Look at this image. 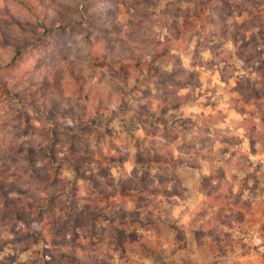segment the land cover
I'll use <instances>...</instances> for the list:
<instances>
[{
    "label": "rangeland",
    "instance_id": "374dc122",
    "mask_svg": "<svg viewBox=\"0 0 264 264\" xmlns=\"http://www.w3.org/2000/svg\"><path fill=\"white\" fill-rule=\"evenodd\" d=\"M85 1L45 0L51 15L72 7L77 23L4 51L23 54L28 93L42 70L73 63L84 93L71 106L21 104L0 74L3 183L36 195L75 186L79 201L55 208L40 195L32 214L71 226L78 210L85 231L62 230L46 263L50 230L23 233L0 205V264H264V43L241 61L232 38L246 21L256 28L239 41L264 25V0ZM6 16H32L0 0V28L23 45L30 35ZM121 231L137 243L125 254Z\"/></svg>",
    "mask_w": 264,
    "mask_h": 264
},
{
    "label": "trees",
    "instance_id": "16d2710c",
    "mask_svg": "<svg viewBox=\"0 0 264 264\" xmlns=\"http://www.w3.org/2000/svg\"><path fill=\"white\" fill-rule=\"evenodd\" d=\"M11 1V3L15 4L18 7L25 9L29 15L32 16L31 20L24 21L18 20L9 17H3L13 28L17 27L18 29H22L23 33H28L30 35L29 39H26L23 45H19L18 41L24 39V36H20L17 43L12 42L7 36H9L6 32H4L3 28H0V47L2 42L6 43L8 47L7 50L0 51V74H11V80L14 79V84H8L7 88L11 93H13L21 104H30V107H34L37 109L43 104H47L49 107H56V106H71V99L72 96L78 92L79 94L84 93V86L82 85L81 76L77 74V69L73 63L68 61L64 62L61 66L46 68L42 70L40 74L41 78L38 81L40 86V91L36 90L34 92L28 93L27 89H29L28 85L30 84L29 78L24 74V69L21 70L22 62L20 57L22 58L23 54H4V51L8 53L17 52L19 53L25 45L32 43L33 41H39L42 39L43 33L46 31L57 28H64L68 27L71 24H76V19L74 18L75 12L72 7H68V10L65 11L60 10L61 8H57L55 13L52 15L47 11V5L45 0H6ZM86 1L79 0V3L82 5ZM214 2L220 4L221 6L225 4L222 0H215ZM89 12H86V14ZM89 16V14H88ZM256 22L246 21L244 25L246 28L236 29L233 32L232 38L237 43L238 49L240 51V59L241 61L247 60V51L251 49H255L258 45L264 43V25L258 29L257 32L252 34V38L247 40L245 37L243 41H239L243 33H248L256 28ZM248 25V27H247ZM21 30V31H22ZM253 33V32H252ZM255 53L258 50H254ZM244 54V55H243ZM11 55V57L9 56ZM17 55V57H16ZM19 64V65H18ZM16 67V69H14ZM18 67L20 69H18ZM20 85H22L20 87ZM76 95V94H75ZM69 114H73V112H69ZM81 171L79 168L76 170ZM2 178L0 176V205L4 209L7 210L9 206V210L13 211L16 215V218L12 222V225L15 228L22 229V232H29L32 234L38 235L40 238L44 237L42 230L44 228L49 229L50 235L52 239H42V255L44 256L45 262L48 263L49 261L53 260V253L54 251L57 252L58 248L54 245V242L62 241L63 234L62 230L68 231L69 228V238H77L75 235V230L80 229L81 231H85V226L79 224V220L76 217L80 215L79 212L76 213V217H74L73 225L68 226L67 222L69 220V216L63 218V216L57 215L53 210L47 211V214L40 212L37 218L36 215L32 214V212L36 209V207H40L39 201L41 200V196L47 197L49 200L53 201L54 205L58 200L62 202L71 199L72 202L79 201L82 197L79 195V189L76 190L72 185L70 189L67 188L68 183H62L61 188L56 187L57 189H48L43 184L39 185V190L42 189L44 194H35L36 188H33L32 184L29 182H24L23 186L26 189L25 194L23 193H15L13 192L16 188L19 190V186H12L14 189L13 191L10 190V185L3 183L8 178L4 176ZM6 179V180H5ZM3 184V186L1 185ZM37 187V188H38ZM59 190V191H58ZM41 195V196H40ZM28 196L29 198H24ZM46 198V200H47ZM75 203V202H74ZM58 206L55 205V208ZM40 211V209H39ZM62 213V210H60ZM75 216V214H74ZM92 216L90 219L89 229L92 228V224L94 223ZM66 221V222H65ZM74 226V227H73ZM75 228V230H74ZM119 245L121 247L122 253L125 254L131 247L135 246L137 243L135 241H130L131 237L125 235L124 232H119ZM16 238V236H14ZM77 247L72 248V251L75 250ZM152 255H156L157 251H152ZM155 253V254H154Z\"/></svg>",
    "mask_w": 264,
    "mask_h": 264
}]
</instances>
